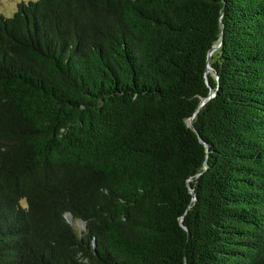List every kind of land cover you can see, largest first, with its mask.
<instances>
[{
	"label": "trees",
	"instance_id": "trees-1",
	"mask_svg": "<svg viewBox=\"0 0 264 264\" xmlns=\"http://www.w3.org/2000/svg\"><path fill=\"white\" fill-rule=\"evenodd\" d=\"M16 6L0 264H264V0Z\"/></svg>",
	"mask_w": 264,
	"mask_h": 264
},
{
	"label": "rangeland",
	"instance_id": "rangeland-1",
	"mask_svg": "<svg viewBox=\"0 0 264 264\" xmlns=\"http://www.w3.org/2000/svg\"><path fill=\"white\" fill-rule=\"evenodd\" d=\"M20 0H0V14H5L4 16H10L16 9V5ZM28 1V0H25ZM24 204V202L22 201Z\"/></svg>",
	"mask_w": 264,
	"mask_h": 264
},
{
	"label": "water",
	"instance_id": "water-1",
	"mask_svg": "<svg viewBox=\"0 0 264 264\" xmlns=\"http://www.w3.org/2000/svg\"><path fill=\"white\" fill-rule=\"evenodd\" d=\"M210 54H211V53H209L208 56H210ZM208 68H209V66H208Z\"/></svg>",
	"mask_w": 264,
	"mask_h": 264
}]
</instances>
